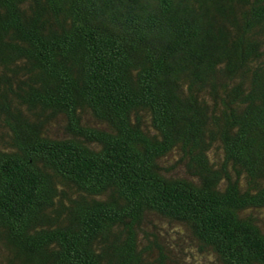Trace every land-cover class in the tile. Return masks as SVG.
<instances>
[{
	"label": "trees",
	"instance_id": "1",
	"mask_svg": "<svg viewBox=\"0 0 264 264\" xmlns=\"http://www.w3.org/2000/svg\"><path fill=\"white\" fill-rule=\"evenodd\" d=\"M0 264H264V0H0Z\"/></svg>",
	"mask_w": 264,
	"mask_h": 264
},
{
	"label": "rangeland",
	"instance_id": "2",
	"mask_svg": "<svg viewBox=\"0 0 264 264\" xmlns=\"http://www.w3.org/2000/svg\"><path fill=\"white\" fill-rule=\"evenodd\" d=\"M55 133H57V134H62L63 132H61L60 130H56L55 128H54V130H53Z\"/></svg>",
	"mask_w": 264,
	"mask_h": 264
}]
</instances>
